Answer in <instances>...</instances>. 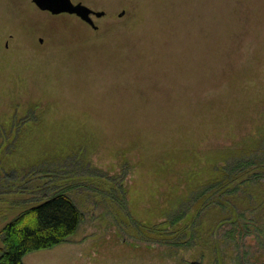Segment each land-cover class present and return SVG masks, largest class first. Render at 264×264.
<instances>
[{
  "label": "rangeland",
  "instance_id": "1",
  "mask_svg": "<svg viewBox=\"0 0 264 264\" xmlns=\"http://www.w3.org/2000/svg\"><path fill=\"white\" fill-rule=\"evenodd\" d=\"M71 1L96 29L0 0V229L37 190L82 214L22 263L264 264V0Z\"/></svg>",
  "mask_w": 264,
  "mask_h": 264
},
{
  "label": "trees",
  "instance_id": "2",
  "mask_svg": "<svg viewBox=\"0 0 264 264\" xmlns=\"http://www.w3.org/2000/svg\"><path fill=\"white\" fill-rule=\"evenodd\" d=\"M137 155L133 153V157H130L134 167L139 164ZM16 172L20 182L30 174L26 169H17ZM18 188L22 189L20 186ZM37 189L40 187L37 186ZM36 194L32 192L29 198L22 200L15 216L0 229V264H23L22 259L27 254L52 249L76 233L82 214L64 190L49 196L37 190ZM202 195L204 193L198 195L200 199ZM194 207L199 206L194 204ZM181 220L182 216L175 215L168 224L162 222L153 227L143 224L139 230L143 231L148 241L158 243L167 236L162 234V228L177 226ZM229 236L232 237V234L229 233Z\"/></svg>",
  "mask_w": 264,
  "mask_h": 264
},
{
  "label": "water",
  "instance_id": "3",
  "mask_svg": "<svg viewBox=\"0 0 264 264\" xmlns=\"http://www.w3.org/2000/svg\"><path fill=\"white\" fill-rule=\"evenodd\" d=\"M31 3L41 12L49 13L52 16L69 15L75 16L92 29H96L92 16L100 18L104 15L103 12H95L84 6L80 2L73 3L71 0H30ZM123 12L119 14V17ZM41 42V41H40Z\"/></svg>",
  "mask_w": 264,
  "mask_h": 264
}]
</instances>
